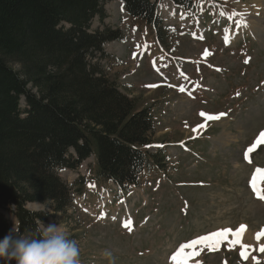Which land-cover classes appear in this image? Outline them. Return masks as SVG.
<instances>
[{"label":"rangeland","instance_id":"rangeland-1","mask_svg":"<svg viewBox=\"0 0 264 264\" xmlns=\"http://www.w3.org/2000/svg\"><path fill=\"white\" fill-rule=\"evenodd\" d=\"M195 1L193 12L158 1L164 43L152 26L128 15L121 0L105 3L104 20L91 22L90 29L122 30L121 40L104 45L111 57L100 63L136 108L150 109L152 143L163 144L166 165L143 171L124 191L95 177L90 156L58 171L64 182L75 183L65 214L47 202L28 204L46 205L42 222L56 223L77 241L81 264H171L182 242L239 224L250 232L242 235L251 246L249 259L241 257L239 244L225 241L189 264H255L253 256L264 264L263 242L248 241L264 230V200L249 188L251 171L264 169V144L250 154L251 163L244 158L264 130V0ZM201 112L225 115L198 128L205 123ZM129 219L131 230L123 227ZM105 250L112 257L103 256Z\"/></svg>","mask_w":264,"mask_h":264},{"label":"trees","instance_id":"trees-1","mask_svg":"<svg viewBox=\"0 0 264 264\" xmlns=\"http://www.w3.org/2000/svg\"><path fill=\"white\" fill-rule=\"evenodd\" d=\"M109 1L0 0V208L15 215L21 235H35L37 220L48 216L27 202H47L62 214L70 207L75 183L58 170L94 154L95 175L127 189L164 160L145 148L154 133L150 109L136 108L100 63L111 57L105 43L122 38L119 28L90 29L95 16L106 17ZM121 1L164 42L158 0ZM172 1L195 10V0ZM9 231L0 212V239Z\"/></svg>","mask_w":264,"mask_h":264},{"label":"clouds","instance_id":"clouds-1","mask_svg":"<svg viewBox=\"0 0 264 264\" xmlns=\"http://www.w3.org/2000/svg\"><path fill=\"white\" fill-rule=\"evenodd\" d=\"M35 211L46 212V205L38 203ZM15 233V235H14ZM105 257L112 252L105 250ZM76 240L69 239L56 223L38 222L35 235H21L15 227L0 239V258L8 264H81Z\"/></svg>","mask_w":264,"mask_h":264},{"label":"snow or ice","instance_id":"snow-or-ice-1","mask_svg":"<svg viewBox=\"0 0 264 264\" xmlns=\"http://www.w3.org/2000/svg\"><path fill=\"white\" fill-rule=\"evenodd\" d=\"M240 15H243L242 13ZM238 23H243L240 21ZM207 50H205V55H207ZM247 62V61H246ZM183 91V89H181ZM200 115L205 117V123H202L198 126V128H204L207 126V121L210 120H218L221 116H224L225 113L219 114H207L201 112ZM197 129H194L196 131ZM264 144V131H261L255 141L246 149L244 152V158L249 163H251V156L250 154L253 153L258 146ZM250 187L252 188L253 192L257 196V198L264 200V169L257 168L252 175L251 180L249 181ZM101 215H104L103 213ZM115 219V217H113ZM132 221L129 219L123 223V227L128 230H131ZM246 230V225H240L236 230L230 228L218 229L216 231L209 232L204 235H200L194 237L186 242H182L178 248L171 254L170 261L171 264H189L190 260L194 256H198L201 251L205 248L209 251H216L220 248L221 244L225 241H228L229 247H234L235 245L239 244L241 246L240 255L243 259H249L250 252L249 248L251 246L242 243V235ZM231 235V239L229 236ZM261 237H264V230L257 233L256 239L259 241ZM258 251L264 253V244H261L258 248ZM255 264H260V261L253 256L252 257Z\"/></svg>","mask_w":264,"mask_h":264},{"label":"bare ground","instance_id":"bare-ground-1","mask_svg":"<svg viewBox=\"0 0 264 264\" xmlns=\"http://www.w3.org/2000/svg\"><path fill=\"white\" fill-rule=\"evenodd\" d=\"M257 25H258V23H257ZM156 85V84H155ZM249 230H248V227L246 228V230L244 231V233H243V236H248L249 235ZM244 238V237H243ZM249 239V238H248ZM255 240H257L256 238L254 239V238H252L251 237V239L250 240H248V241H255ZM258 241V240H257ZM259 241H262L263 242V244H264V237H261V239L259 240Z\"/></svg>","mask_w":264,"mask_h":264}]
</instances>
